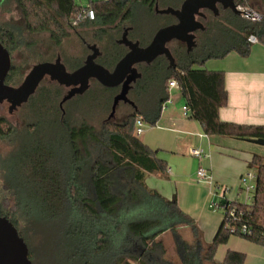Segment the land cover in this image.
Returning <instances> with one entry per match:
<instances>
[{
    "label": "trees",
    "instance_id": "16d2710c",
    "mask_svg": "<svg viewBox=\"0 0 264 264\" xmlns=\"http://www.w3.org/2000/svg\"><path fill=\"white\" fill-rule=\"evenodd\" d=\"M183 1L92 0L87 6L95 11V18L74 22L85 7L76 0H0V13H16L0 23V41L13 59L6 82L18 85L33 64L53 61L59 54L69 70L78 68L84 58L64 49L65 43L75 38L86 49V44H96L101 50L96 61L111 70L128 51L118 43L127 27H131L128 37L146 46L159 28L176 22L170 14L157 13L156 4L179 8ZM235 1L248 4L250 0ZM202 22L206 28L197 32L192 51L180 41L169 44L175 68L169 67L165 56L138 65L142 76L129 92L135 106L122 104L127 109L124 115L115 122L106 120L100 130L85 119L71 120L67 109L75 103L85 116L88 111H110L119 88L104 87L97 81L91 82L86 96H76L64 104L65 114L60 108L65 88L43 81L22 105L31 108L33 120L19 129L0 115V140L12 145L0 158V172L16 207L9 210L0 203V215L15 224L26 242L35 218L36 223L50 219L61 224L66 264H176L166 256L160 238L166 233L173 237L179 264H217V248L232 234L264 246L261 155L254 154L248 163L257 174L253 202L233 201L251 234L231 232L223 217L213 240L204 242L195 218L176 199L148 182L152 175H166L168 164L136 134V121L141 117L146 125L157 124L170 99L172 80L180 84L190 117L201 123L206 135L264 138V126L220 119L219 111L228 102L224 72L205 68L208 60L224 58L232 51L248 56L250 35L264 44V18L255 22L221 10L219 16L209 14ZM42 34L48 35L45 42ZM203 34L211 37L205 40ZM89 97L95 101L93 107L86 104ZM183 228L190 230L192 239L183 237ZM29 250L33 261L34 251ZM245 261V252L230 249L220 264Z\"/></svg>",
    "mask_w": 264,
    "mask_h": 264
},
{
    "label": "water",
    "instance_id": "95a60500",
    "mask_svg": "<svg viewBox=\"0 0 264 264\" xmlns=\"http://www.w3.org/2000/svg\"><path fill=\"white\" fill-rule=\"evenodd\" d=\"M218 4L225 10L229 9L235 14H241L235 0H184L179 8H160L156 4L157 13L170 14L176 18V22L159 28L146 46H141L138 40L130 39L128 37L130 28L126 29L118 43L124 45L128 51L113 70L96 61L101 55V50L96 44H88L87 48L91 52L77 69L68 70L59 54L53 61L33 64L18 85H11L6 82V78L12 68L13 59L9 50L0 41V106L7 103L9 113H13L29 101L45 79H49L69 88L60 101V108L64 113V103L76 95L84 94L90 88L91 81L95 80L104 87H121L120 92L114 96L108 116V120L112 119L120 103L135 106L129 98V92L137 79L142 76L137 65L150 64L157 57L165 56L169 61V67L175 68L176 61L169 44L180 41L186 45L188 52L192 51L196 46V32L204 31L206 28L200 20L206 17L204 10H209L217 16L220 13ZM252 140L264 144V138ZM175 199L173 196L172 200ZM0 264H33L24 237L20 235L15 224L3 215H0Z\"/></svg>",
    "mask_w": 264,
    "mask_h": 264
},
{
    "label": "crops",
    "instance_id": "0c3cea01",
    "mask_svg": "<svg viewBox=\"0 0 264 264\" xmlns=\"http://www.w3.org/2000/svg\"><path fill=\"white\" fill-rule=\"evenodd\" d=\"M205 66L209 70L224 72L228 102L219 111L220 119L237 124L264 126V44H252L248 56L232 51L224 58L208 60ZM169 94L170 99L162 110L159 121L145 130L142 140L158 150L159 157L167 161L170 170L166 175H152V186L168 194L173 190L174 184L182 182L185 177L181 171L180 157L190 154L192 148H199L205 153L204 159L198 158V169L203 162L207 174L218 188L221 182H228L233 176L241 179L244 171L249 169L248 163L254 154L261 155L264 160V144L252 139L206 135L199 121L184 115L183 106L186 102L180 84L170 87ZM196 165L194 163V167ZM224 189L223 198L227 187ZM261 249L263 260L259 263L264 264V248Z\"/></svg>",
    "mask_w": 264,
    "mask_h": 264
},
{
    "label": "rangeland",
    "instance_id": "374dc122",
    "mask_svg": "<svg viewBox=\"0 0 264 264\" xmlns=\"http://www.w3.org/2000/svg\"><path fill=\"white\" fill-rule=\"evenodd\" d=\"M90 1L92 0H76V2L81 6L89 5ZM247 3L248 4L239 3L237 4V6H249L252 7L253 10L260 12L264 15V0H250L247 1ZM15 14V12H1L0 23H4L5 21L9 20L12 15ZM202 32L203 31H201V33ZM203 35L205 37V40L211 37V34ZM40 38L45 42L48 38V35L42 34ZM40 45L41 48H43L44 45ZM64 49L67 54L79 56L80 58H85V56L89 53V51L85 47V44L77 38L68 40L67 43H65ZM14 56L17 57L16 54H14ZM48 82H50V80L45 79L43 83ZM66 91L67 89H64L63 94L66 93ZM84 94H80V96ZM76 96H74L73 98H75ZM85 101L88 106H94L95 101H92L91 97H89ZM8 107L9 105L7 103L2 104V106H0V115L6 116L7 119L14 125H16L19 129L23 127L24 123L27 120H33V114L30 107L22 106L13 113H9ZM67 109L68 114L70 116L69 118L71 120L81 121L85 119L99 130L101 129V126L106 122V120L108 121V116L111 112V109L108 112H103L101 110L88 111L89 113L85 116L82 111L76 109L75 103L67 105ZM126 110V107L124 108V105L120 104L117 108L115 117L109 119L110 122H115L119 120L124 115ZM148 127H150V125L144 124L143 132L138 135L141 140H143L145 135L144 132ZM11 147L12 145L10 144V142L6 140H0V158L4 157L9 152ZM181 156V171L184 173L183 177L185 178L182 182L174 184L173 190L170 191V193H168L167 195L170 196L171 199H173V196H175L178 205L182 209H184V211H186L188 214L195 218L196 222L198 223V226L203 232L204 242L210 243L213 240L215 232L223 219L222 210L214 208L213 204L218 203L220 201V198L222 197L223 193L222 190L224 189V187H227V192L224 198L226 200H233L239 201L241 203H246L245 193L239 189V176H233L232 178L228 179V182H221L222 184L219 185V189L217 185H215L214 187L208 179H200L197 176L199 164L198 158L192 156L189 153ZM194 163L197 164L196 167H194ZM201 166L206 168L203 162ZM250 171L255 172L254 169H247L244 171L243 174L248 173ZM148 182L151 183L150 178ZM0 203L4 206V208L9 210H15L16 208L13 197L5 189L1 172ZM36 221L37 219H32V228L30 229V235L27 238V244L29 249L34 251V255L32 256L33 261H35L37 264H66V261L64 260V251L66 245L62 236L63 234L61 224L50 219L41 220L38 223H36ZM181 233L184 238L188 240L192 239V234L188 228L181 229ZM160 238L163 240L167 249L166 256L170 258V260L174 261L176 264H179L174 248L172 235L166 233L163 234ZM261 248H264V246L247 240L239 235L232 234L226 244H221L218 246L216 252V259L218 262L217 264H220L223 261L225 253L228 249L243 251L247 253L246 261L244 264H260L259 262L263 260L262 255L260 253V250H262Z\"/></svg>",
    "mask_w": 264,
    "mask_h": 264
},
{
    "label": "built area",
    "instance_id": "2783aa9c",
    "mask_svg": "<svg viewBox=\"0 0 264 264\" xmlns=\"http://www.w3.org/2000/svg\"><path fill=\"white\" fill-rule=\"evenodd\" d=\"M238 9L242 13V16H244L247 19H250L255 22L261 21L264 17L263 14L260 12H257L253 10L252 7L249 6H243L239 5ZM81 18H88V19H94L95 18V11L92 8H88V6H85L81 12L76 16V19L74 22H79ZM248 41L252 44L258 42V38L255 35H250L248 37ZM179 85L177 80H172L169 83V87H174ZM169 101V100H168ZM168 103V102H167ZM167 103L163 106V109L166 107ZM183 111L185 116H190L191 110L188 105L183 106ZM144 121L141 117L137 118L136 121V134L140 135L143 132V126H144ZM190 154L194 157L204 159L205 153L199 149V148H192L190 150ZM170 172V170H168ZM197 176L200 179H208L213 186V179L207 174V170L204 167H200L197 171ZM256 179H257V174L256 172H248L245 173L244 175L241 176V191L245 193V199L247 204H251L254 200V193L256 190ZM255 181V182H252ZM220 189V188H219ZM226 189H223L222 192H224ZM222 194V197L220 198V201L218 203H214L213 207L217 209H221L223 212V217L226 222V227L231 231V232H238V233H244V234H251L252 230L249 228L248 224H246L243 221V217L240 211L237 210L233 200H224Z\"/></svg>",
    "mask_w": 264,
    "mask_h": 264
},
{
    "label": "flooded vegetation",
    "instance_id": "af4514ba",
    "mask_svg": "<svg viewBox=\"0 0 264 264\" xmlns=\"http://www.w3.org/2000/svg\"><path fill=\"white\" fill-rule=\"evenodd\" d=\"M218 7H219V12H221V10H225V9H223V8L220 6V4H218ZM227 10H229V9H227ZM204 13L206 14L205 19L207 18V15H209V14L214 15V14H213L211 11H209V10H204ZM219 15H220V13H219ZM219 15H217V16H219ZM214 16H215V15H214ZM202 19H203V18H200L201 21H202ZM128 28L131 29V27H127L126 29H128ZM126 29H125V30H126ZM130 29H129V30H130ZM125 30H124V31H125ZM197 32H198V31H197ZM197 32H196V35H197ZM123 34H124V32H123ZM123 34H122V35H123ZM121 37H122V36H121ZM119 39H120V38H119ZM86 45H88V44H86ZM87 49H88V48H87ZM88 50H89V49H88ZM90 52H91V51L89 50V53H90ZM89 53H88V54H89ZM88 54H87V55H88ZM87 55L85 56V58H84V60H83V63H84V61H85ZM98 57H99V56H98ZM96 60H97V59H96ZM83 63H82V64H83ZM140 64H141V63H140ZM145 64H146V63H145ZM138 65H139V64H138ZM138 65H137V68H138ZM79 67H80V66H79ZM114 67H115V66H114ZM76 69H77V68H76ZM113 69H114V68H113ZM113 69H111V70H113ZM68 70H69V69H68ZM74 70H75V69H74ZM70 71H72V70H70ZM93 81H95V80H93ZM91 82H92V81H91ZM60 86H61V85H60ZM62 87H64V86H62ZM117 87L119 88V91H118L117 93H119L121 87H120V86H117ZM64 88L67 89V91L69 90V88H67V87H64ZM67 91H66V92H67ZM64 94H65V93H64ZM64 94H63V95H64ZM62 97H63V96H62ZM64 104H65V103H64ZM120 104H125V103H120ZM61 109H62V108H61ZM63 109H64V105H63ZM62 113H63V110H62ZM63 114H65V110H64V113H63Z\"/></svg>",
    "mask_w": 264,
    "mask_h": 264
}]
</instances>
